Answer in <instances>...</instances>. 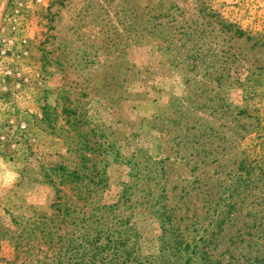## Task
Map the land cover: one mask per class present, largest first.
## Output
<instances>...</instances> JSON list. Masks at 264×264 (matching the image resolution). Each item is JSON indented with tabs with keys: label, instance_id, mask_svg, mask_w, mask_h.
Masks as SVG:
<instances>
[{
	"label": "rangeland",
	"instance_id": "obj_1",
	"mask_svg": "<svg viewBox=\"0 0 264 264\" xmlns=\"http://www.w3.org/2000/svg\"><path fill=\"white\" fill-rule=\"evenodd\" d=\"M64 215L264 264V0H0V264H68Z\"/></svg>",
	"mask_w": 264,
	"mask_h": 264
},
{
	"label": "trees",
	"instance_id": "obj_2",
	"mask_svg": "<svg viewBox=\"0 0 264 264\" xmlns=\"http://www.w3.org/2000/svg\"><path fill=\"white\" fill-rule=\"evenodd\" d=\"M236 34L244 35L243 32L239 33V31H236ZM78 219L80 220L79 216L76 218L72 217L68 221V215L62 217V222L65 223L67 221L69 225L74 226L70 231L65 232L64 235L58 236V241L64 240L63 243H66L62 247L64 248L65 246L68 264H132L131 262L133 261L128 259L120 262L115 258V252L119 251L118 245L123 244V241L119 236L115 237V232L108 233L111 230L108 223L104 221L102 226L99 225L101 226L100 229H94L93 225L95 222L87 221L83 217L80 223H86V225L81 226L80 223H76ZM62 247H60L61 250L63 249ZM111 254H115L114 257L111 258Z\"/></svg>",
	"mask_w": 264,
	"mask_h": 264
},
{
	"label": "clouds",
	"instance_id": "obj_3",
	"mask_svg": "<svg viewBox=\"0 0 264 264\" xmlns=\"http://www.w3.org/2000/svg\"><path fill=\"white\" fill-rule=\"evenodd\" d=\"M10 180H11L10 176L5 178V182H9Z\"/></svg>",
	"mask_w": 264,
	"mask_h": 264
},
{
	"label": "built area",
	"instance_id": "obj_4",
	"mask_svg": "<svg viewBox=\"0 0 264 264\" xmlns=\"http://www.w3.org/2000/svg\"><path fill=\"white\" fill-rule=\"evenodd\" d=\"M38 1V3H41L42 2V0H37Z\"/></svg>",
	"mask_w": 264,
	"mask_h": 264
}]
</instances>
